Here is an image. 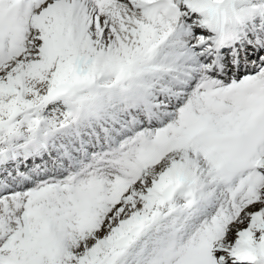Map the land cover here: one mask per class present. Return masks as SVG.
I'll return each mask as SVG.
<instances>
[{
	"label": "snow or ice",
	"instance_id": "1",
	"mask_svg": "<svg viewBox=\"0 0 264 264\" xmlns=\"http://www.w3.org/2000/svg\"><path fill=\"white\" fill-rule=\"evenodd\" d=\"M0 264H264V0H0Z\"/></svg>",
	"mask_w": 264,
	"mask_h": 264
}]
</instances>
